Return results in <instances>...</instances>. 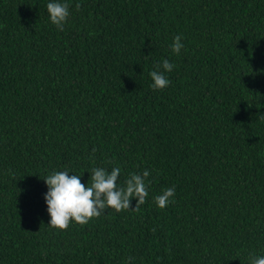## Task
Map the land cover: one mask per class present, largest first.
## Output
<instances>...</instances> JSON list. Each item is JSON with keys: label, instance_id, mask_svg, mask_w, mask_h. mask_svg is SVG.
Instances as JSON below:
<instances>
[{"label": "trees", "instance_id": "obj_1", "mask_svg": "<svg viewBox=\"0 0 264 264\" xmlns=\"http://www.w3.org/2000/svg\"><path fill=\"white\" fill-rule=\"evenodd\" d=\"M67 2L60 31L47 0H0V264L264 255V0ZM165 58L169 83L153 90ZM116 166L119 184L149 171L143 204L47 225L44 175L90 184L93 167Z\"/></svg>", "mask_w": 264, "mask_h": 264}, {"label": "clouds", "instance_id": "obj_2", "mask_svg": "<svg viewBox=\"0 0 264 264\" xmlns=\"http://www.w3.org/2000/svg\"><path fill=\"white\" fill-rule=\"evenodd\" d=\"M45 8L48 21L62 31L69 16L67 0H47ZM183 46L181 36H174L170 45L172 53L179 54ZM173 68L174 64L167 58L154 62L152 70L148 72L151 80L149 87L157 91L164 89L169 83L166 73ZM259 71L264 72V69ZM258 114V118L264 120V113ZM69 173L66 169L53 170L42 177L47 188L42 197L49 217L47 225L56 230L66 229L70 222L84 225L104 213L105 209L111 208L117 212L130 209L133 199L135 205L132 208L138 207L149 194L147 169L141 173H130L122 184L117 183L121 173L118 166L112 167L110 171L103 167H93L90 184L81 183L80 175ZM174 193L175 187L172 186L154 196L156 207L163 209L171 202ZM246 259L247 264H264V255L249 256Z\"/></svg>", "mask_w": 264, "mask_h": 264}]
</instances>
